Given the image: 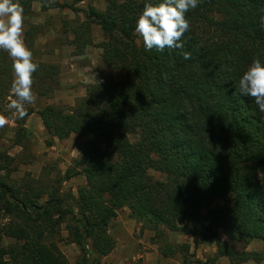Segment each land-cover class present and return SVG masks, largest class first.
Instances as JSON below:
<instances>
[{
  "label": "trees",
  "instance_id": "trees-1",
  "mask_svg": "<svg viewBox=\"0 0 264 264\" xmlns=\"http://www.w3.org/2000/svg\"><path fill=\"white\" fill-rule=\"evenodd\" d=\"M18 2L27 10L37 2L42 11L78 12L74 4L51 0ZM104 2L103 11L88 6L83 21L76 17L70 44L82 52L92 45V28L98 26L101 63L122 78L86 86L85 96L69 110L45 106L36 111L50 138L48 147L71 134L82 139L81 158L63 175L44 172L38 179L10 183L2 175L10 158L0 156V264H69L60 241L79 247L83 264H101L115 247L109 222L123 208L156 237L165 231L193 236L200 230L202 242L213 239L214 257L198 264L219 258L228 264L261 263L264 250L235 251L231 243H264V112L237 87L255 58L264 63L259 22L264 0H200L185 14L190 30L182 38L183 50L163 52L146 51L134 31L144 4L161 0ZM36 28L28 25L23 33L30 51L41 32ZM181 51L190 52L191 59ZM33 62L39 67L32 91L37 98H51L59 68ZM12 64L0 50V115L6 118L14 111L8 108L14 98ZM27 116L13 121L19 126L15 145ZM149 170L164 174L165 181H153ZM76 176L84 185L76 196L64 198L61 184ZM216 198L223 203L212 207ZM61 230L66 237L58 241ZM173 249L167 245L162 255Z\"/></svg>",
  "mask_w": 264,
  "mask_h": 264
},
{
  "label": "rangeland",
  "instance_id": "rangeland-1",
  "mask_svg": "<svg viewBox=\"0 0 264 264\" xmlns=\"http://www.w3.org/2000/svg\"><path fill=\"white\" fill-rule=\"evenodd\" d=\"M54 2L60 4H74L78 12L75 14L68 9L59 10L57 8H49L47 11H42V5L37 2L32 3L30 9L27 10L20 3L24 9L22 38L28 25H33L37 27L36 29L41 31L37 34L31 51L32 59L43 63H47V61L55 58V52L57 50L60 51L61 48H67V46L72 45H70V41L72 40L71 28L75 25L74 21L76 17L81 21L84 20L85 17L83 12L87 10L88 6H93L98 11H103L106 6L104 0H82L80 2H75V0H54ZM140 39L141 37L136 34L137 44H140ZM101 41L102 35L99 27L93 26L92 45L86 46L84 49L93 52L98 48L97 46ZM72 49V51L76 52L74 46ZM14 77L15 74L13 75V79ZM108 78L118 81L122 78V73L119 71L109 72V76L105 79ZM88 85H85V87ZM36 89H38V86H35L34 90ZM57 90H61L60 85L53 91L51 98L47 99L44 96L37 98L35 96V103L25 106L27 110L32 109L35 112V116L31 118L32 120H30V122H27V116L24 123L25 131L22 132V138L19 140L18 145L14 144L17 140L16 133L19 130V126L13 122L18 119V114L15 110L11 111L10 117L6 118L8 123L0 128V156L5 155L10 158V160H6L7 162L5 163L7 164V169L2 172V175L8 182L18 184L25 177L38 179L44 172V174L49 173L50 177L53 176L54 173L56 174V172L63 175L68 168L74 166L75 160L81 158L83 143L82 139L77 135L71 134L64 140L54 139L56 141L53 140V144L50 147H48L45 142L46 140H50V138H48L36 111L45 106H52L49 105L48 102L53 98L54 92ZM79 99L81 98H75L72 108L75 107ZM61 107L64 106H57L56 108ZM129 139L134 142L136 136H129ZM1 161H4L3 157ZM148 175L153 181H165V175L162 173L149 170ZM84 182L81 176H76L63 182L60 189L64 194V198H68V194L76 196L77 189L83 186ZM231 199L232 197L229 198V200ZM222 203L223 201L221 199L216 198L212 202V207L221 205ZM127 211L128 209L126 208L125 210L122 209L118 211L117 216L122 218L123 221L133 222L132 231L129 229L121 230V232L123 231V247L116 252L112 251L107 257L100 259L99 261L101 264H182L183 262L185 264H198L199 262L211 261L214 257L216 253L214 241L212 244L202 242L200 230H197L193 236L183 235L179 232L165 231L162 235L156 237L153 232L142 230V226L130 218V214L129 212L127 213ZM0 222L3 221L0 220ZM107 231L108 235L113 239V234H116L117 231L115 220L109 222ZM219 233L222 242L226 244L222 232L220 231ZM65 237L66 232L61 230L60 239L58 240L56 238V240L60 241L65 239ZM8 242L9 241L6 239L3 240L4 245L8 244ZM167 245L174 246L175 249L169 250L168 255L164 257L162 251ZM185 245L189 247L187 253L184 252ZM231 246L235 251L245 250L247 252H262L264 250V243L259 240H253L249 244L232 242ZM58 247L69 264H83L84 252H82L79 247L74 244H65L61 241L58 242ZM86 249L87 259L91 262L93 255L88 247ZM212 264H228V260L226 258H219ZM245 264L255 263L249 261ZM259 264H264V260Z\"/></svg>",
  "mask_w": 264,
  "mask_h": 264
},
{
  "label": "clouds",
  "instance_id": "clouds-1",
  "mask_svg": "<svg viewBox=\"0 0 264 264\" xmlns=\"http://www.w3.org/2000/svg\"><path fill=\"white\" fill-rule=\"evenodd\" d=\"M199 2L200 0H161L159 4L146 2L134 29L142 38L145 50H183L182 38L190 30V22L185 14L195 9ZM23 12L18 0H0V50H5L12 58L15 74L10 89L14 98L10 99L8 108L15 110L19 119L28 115L25 106L35 103L32 77L39 67L33 62L32 52L22 40ZM259 22L264 30V15L260 16ZM181 54L185 60L191 59L190 52L181 51ZM237 87L240 94L251 98L258 109L264 112V63L259 58H255L243 72ZM7 123L6 117L0 115V128Z\"/></svg>",
  "mask_w": 264,
  "mask_h": 264
},
{
  "label": "crops",
  "instance_id": "crops-1",
  "mask_svg": "<svg viewBox=\"0 0 264 264\" xmlns=\"http://www.w3.org/2000/svg\"><path fill=\"white\" fill-rule=\"evenodd\" d=\"M72 48L73 46L71 45L67 46V48H61L60 51L57 50L55 52L56 57L51 59L50 61H47V63L58 65L60 72L59 85L61 87V90H57L54 92L53 98L49 100L48 104L52 105L53 107L64 106L65 108L61 107V109L63 108L66 110H69L73 107L75 98H83L85 96V85L102 82L107 76H109V72L100 62L99 48L95 49L93 52H89L87 49H84L80 53L72 51ZM34 116L35 112L31 113L28 116L27 122H30V120H32L31 118ZM123 210H125V208H123ZM128 212L129 211H127V213ZM114 220L116 222L117 231L116 234H113V239L116 241V245L112 251L116 252L123 247V231L121 232V230L129 229L132 231L133 222L123 221L122 218H119L118 216L113 218L111 221ZM204 242L212 244L213 239H208Z\"/></svg>",
  "mask_w": 264,
  "mask_h": 264
}]
</instances>
